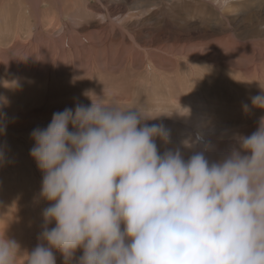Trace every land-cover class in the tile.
I'll use <instances>...</instances> for the list:
<instances>
[{
    "label": "clouds",
    "instance_id": "obj_1",
    "mask_svg": "<svg viewBox=\"0 0 264 264\" xmlns=\"http://www.w3.org/2000/svg\"><path fill=\"white\" fill-rule=\"evenodd\" d=\"M83 94L90 105L57 111L31 133L49 206L26 264H56V251L70 264L77 250L76 264H264V116L220 159L206 157L207 143L185 159L179 148L159 151L170 131L140 108ZM250 99L264 109V89ZM19 252L0 237V264Z\"/></svg>",
    "mask_w": 264,
    "mask_h": 264
},
{
    "label": "rangeland",
    "instance_id": "obj_2",
    "mask_svg": "<svg viewBox=\"0 0 264 264\" xmlns=\"http://www.w3.org/2000/svg\"><path fill=\"white\" fill-rule=\"evenodd\" d=\"M191 1L197 2V0H174V2L172 0H161V2L158 0H65L66 3L76 2V6L67 4L60 12L52 6V0H42L37 13L34 11L32 0H0V122L6 126L5 133L0 135V151L4 153V162L0 164V237L11 221L13 224L28 222L37 230V234L28 240V248L33 246L34 239H38L41 232L38 230L40 227L38 222L43 219L42 211L49 206V202L40 196L43 173L30 156V149L34 146L31 133L35 128H46L51 122L53 113L57 111H63L65 108L74 109L77 103L90 105L91 100L83 94L86 91H91L99 98L105 95L107 101L115 102L124 109L140 108L146 116L154 118L147 120L148 124L162 123L170 131V138L167 144L159 139L156 140L161 153L168 149L179 148L181 152L189 149L182 142L188 138L194 140L199 132L203 134L204 140L195 146L203 150L204 143H207L209 147L206 153L210 157L209 160H218L232 147H238L235 140L237 134L247 136L256 130L259 118L264 116V109L253 107L250 98L261 93V89H264V81H254L242 75L243 73L237 78L230 65H225L220 60L209 62L205 59L194 60L187 57L191 50L199 46L207 49L215 42V38L209 37L200 44L195 43L200 38L199 33L202 32L203 27L213 23L207 25L201 22L203 9L191 4ZM221 1L217 0L215 4L220 8L222 5L225 7L224 2ZM226 1L230 3L231 8L226 6L225 12L238 17L237 22L243 24L242 28L246 34L255 33L256 35L250 34V36L256 38V41L263 42L264 0ZM107 5L115 8L112 17H104ZM163 8H166L165 12L158 13ZM240 16H250L251 19L242 20ZM53 19L54 22L51 21ZM246 21L249 25L244 24ZM110 22L123 26L121 31L125 35V40L132 42L128 53L132 50L134 52L124 53L120 57L112 53V59L106 61L101 57L104 47L97 31L98 25ZM216 22L222 25L221 18ZM139 27L140 29H137ZM71 28L78 31L77 35L84 42L82 45L85 47L80 46L81 40L74 41L75 45L72 41V45L77 48L74 63H80L79 57L83 60V66L77 68V72L71 70L66 54L63 57L68 59V63L62 73L56 74L54 71L48 73L49 68L53 69L57 62L53 61L56 56L50 51L46 52V55L43 53L47 58L41 75L30 74L28 71L20 73L14 68L15 59L23 56L21 52L23 53L25 48H28L32 53L30 55L33 56L28 62L35 63L38 52L34 45L36 40L40 38L45 40L50 34L58 38ZM110 31L108 29L106 32L115 36L113 35L115 28H110ZM89 41H94L96 46L99 44L94 47L98 52L95 62L93 61L95 65L88 64L90 52L87 51L89 54H86L85 49L90 46ZM152 41L158 42V46ZM219 46L225 48L221 44ZM65 47L70 48L68 39ZM230 56L235 55L230 54ZM262 64L264 66L263 62ZM91 68L95 71H90ZM23 69L32 71L33 68L28 65ZM67 72H70V75ZM227 72L234 77L227 75ZM52 91L55 94H51ZM44 96H47V99ZM244 105L248 106L249 111L245 112ZM33 108L37 111L32 112ZM26 114H29V118L25 123H19L22 121L21 117ZM251 127L255 128L252 130ZM197 151L199 150L195 148V152ZM184 158L189 157L184 156ZM8 235V238L13 239L9 230ZM22 247L26 248L23 245ZM30 251L24 249L19 252L15 264H26L27 253ZM55 255L56 264H65L60 252L56 251ZM81 255L82 251L77 250L70 264H76Z\"/></svg>",
    "mask_w": 264,
    "mask_h": 264
},
{
    "label": "bare ground",
    "instance_id": "obj_3",
    "mask_svg": "<svg viewBox=\"0 0 264 264\" xmlns=\"http://www.w3.org/2000/svg\"><path fill=\"white\" fill-rule=\"evenodd\" d=\"M28 1V0H27ZM42 0H32V4L34 6V11H36L37 13H39L40 10V3ZM174 2V0H172ZM217 0H197V2L191 1V4H195L198 7H202L201 9H203V11L201 12L202 16L201 17V22L211 24L212 25H208L203 27L202 32L199 33L200 34V38L195 42L197 44H200L204 39H207L210 37V39L215 38V42L213 45H211L210 48H201L200 46L197 47L194 50H191L188 54L187 57L193 58L195 59H205L209 62H211L210 60H220L221 63L225 64V65H230V69L233 71L234 75L238 78L239 76L245 75L247 77H250L252 80L254 81H264V66L262 64V62L264 63V39L263 42H259L256 41L257 39H253L251 35H256L255 33H248L246 34V32L243 30L242 25L237 22L238 17L232 16L231 14H227L228 12H225L226 10H224V8L227 6L229 8H231L230 3H228L226 0H222L221 2L225 5V7L222 5V8L218 7L215 2ZM158 2H161V0H158ZM163 2V1H162ZM30 3V2H29ZM52 6H54L55 8L59 9L60 12H62L63 10V6L70 4L72 6H76V2L74 3H66L65 0H52ZM157 6V5H156ZM178 6V5H177ZM221 6V5H220ZM123 7V6H122ZM155 7V5H154ZM4 8V7H3ZM2 8V9H3ZM186 8V7H185ZM166 9V8H165ZM165 9H160V11H158V13L163 14L165 12ZM105 11L106 14L104 15V17H112L113 13L115 12V8L112 7L111 5H107L105 7ZM130 11V10H129ZM128 11V12H129ZM167 11V10H166ZM201 11V10H200ZM229 11V10H228ZM4 13V12H3ZM35 13V12H34ZM14 14V13H13ZM131 14V13H130ZM241 14V12H240ZM17 15V14H16ZM38 15V14H37ZM129 15V14H128ZM167 15V13H166ZM165 15V17H166ZM9 16V15H8ZM7 16V17H8ZM11 17V16H10ZM54 17V16H53ZM250 16L247 17H242L240 16L239 18H242V20L245 19H251L249 18ZM14 18V17H13ZM76 18V17H75ZM124 18V17H123ZM122 18V19H123ZM130 18V17H129ZM221 18L222 21V25H218L217 24V20ZM20 19V18H18ZM60 19V18H59ZM135 19V18H134ZM140 19H142V17H140ZM136 20V19H135ZM144 20V19H143ZM52 22H54L55 20H51ZM130 21V20H129ZM137 21V20H136ZM12 22V21H11ZM22 22V21H21ZM21 22H18L21 23ZM57 22V21H56ZM140 22V21H139ZM143 22V21H142ZM17 23V22H16ZM59 23V22H58ZM132 23V22H131ZM134 23V22H133ZM132 23V24H133ZM141 23V22H140ZM123 25L125 23H122ZM145 24V23H144ZM147 24V23H146ZM246 25H249L247 23V21L244 23ZM128 25V24H127ZM18 26V25H17ZM52 26V25H51ZM57 26V25H56ZM137 26V25H135ZM144 26V25H143ZM110 28L113 29L115 28V36H112L111 33L108 34L106 31ZM121 28H123L122 25H117L114 22H110V23H106V24H101L98 25V31L97 33L99 34V39L100 42H103V47L102 48L103 54H102V58L105 59L106 61H109L112 59V53H115L116 57H120L122 56L124 53L130 54L129 52V46L132 45V42L130 43L129 41L125 40V35L123 34V32L121 31ZM126 29V28H125ZM133 29V28H132ZM137 29H140L137 28ZM151 29V28H150ZM149 30V29H148ZM142 31V29H141ZM144 31V30H143ZM89 32V31H88ZM92 32V31H91ZM127 33V32H126ZM142 33V32H141ZM148 33V32H147ZM259 33V32H257ZM1 34V33H0ZM43 34V33H41ZM78 31H75L71 28V30H67L66 34L64 35H59L58 38L53 37L51 34L45 39V40H36L35 43L32 41V43H34L35 45V49L38 50V52H36V61L34 64L28 62V59H30L32 53L29 51L28 48H25L23 53L21 52V54H23V56H18L15 61H16V65H14V68L20 72V73H25L26 71H28V73L30 74H43L42 71L44 70V61L46 60V52L50 51V53L52 55H55L56 58L53 59V61H57L54 64V68L50 69L49 68V72L54 71V73L59 74L62 73V71L65 68V65L68 63V59L66 60L65 56L66 54L68 55L69 58V64L71 65L70 68L73 72H77V68H80L81 66H83V60L81 57H79L80 63L76 64L74 63V58H76V53H77V48L76 46L72 45V41L74 43V41L76 40H81V38L77 35ZM81 34V33H80ZM89 34V33H88ZM45 35V34H44ZM134 36L137 34H133ZM155 35V34H154ZM40 36V35H39ZM46 36V35H45ZM44 36V37H45ZM38 37V36H36ZM41 37V36H40ZM89 37V36H86ZM154 38V37H153ZM35 39V38H34ZM38 39V38H37ZM67 39L69 40V44H70V48H66L65 44L67 42ZM149 39V38H148ZM191 39V38H190ZM189 39V40H190ZM91 40V39H90ZM150 40V39H149ZM154 40V39H153ZM30 41V40H29ZM82 41V40H81ZM85 41V40H84ZM136 41V40H135ZM163 41V40H162ZM168 41V40H167ZM91 41H89L90 43ZM186 42V41H185ZM31 43V42H30ZM84 42L82 41V43L80 44V46L83 44ZM134 43V42H133ZM153 44H157L158 42L156 41H152ZM160 43V42H159ZM166 43V42H165ZM225 46V48H222L219 46V44ZM151 44V43H150ZM167 44V43H166ZM178 44V43H177ZM182 44V42L180 43ZM179 44V45H180ZM68 45V43H67ZM75 45V43H74ZM99 45V44H98ZM97 45V46H98ZM136 45V44H135ZM142 45V44H141ZM144 45V44H143ZM152 45V44H151ZM162 45L164 46V44L162 43ZM173 45V44H171ZM203 45V44H202ZM96 46V44L93 42H91L90 46H86L87 50L85 49L86 54L90 52L89 55V61L88 64L89 65H95V58L96 56H98V52L96 50H94V47ZM96 46V47H97ZM138 46V45H137ZM158 46V44H157ZM168 46V45H167ZM82 47H84L82 45ZM125 47H127V52H125ZM150 47V46H149ZM153 47V46H152ZM160 47V44H159ZM173 47V46H172ZM170 47V48H172ZM185 47V46H184ZM183 47V48H184ZM85 48V47H84ZM83 48V49H84ZM147 48V47H146ZM145 48V49H146ZM157 48V47H156ZM162 48V47H161ZM160 48V49H161ZM165 48V47H164ZM169 48V49H170ZM153 49V48H152ZM163 49V48H162ZM173 49V48H172ZM73 50V52H72ZM135 50V49H134ZM149 50V49H148ZM151 50V47H150ZM171 50V49H170ZM225 50V52H224ZM67 51V52H66ZM76 51V52H75ZM83 51V50H82ZM89 51V52H87ZM100 51V49H99ZM184 51V50H183ZM134 52V51H133ZM148 52V51H147ZM31 53V55H30ZM45 55H44V54ZM79 53V52H78ZM165 53V51H164ZM181 53V52H179ZM134 54V53H133ZM182 54V53H181ZM230 54H234V57H231ZM83 55V53H82ZM140 56V54H138ZM137 55V56H138ZM163 55V52H162ZM174 55V53H173ZM183 55V54H182ZM126 56V54H125ZM124 56V57H125ZM132 57H134L133 55H131ZM136 56V57H137ZM83 57V56H82ZM123 57V58H124ZM143 57V56H142ZM164 57V56H163ZM169 57V56H168ZM167 57V58H168ZM129 58V57H128ZM166 58V57H165ZM84 59V58H83ZM148 59V58H147ZM13 60V59H12ZM67 61V62H66ZM94 61V62H93ZM170 61V60H169ZM181 61V60H179ZM127 62V61H126ZM129 62V61H128ZM94 63V64H93ZM122 63V62H121ZM215 63V62H214ZM9 64V63H8ZM14 64V63H13ZM52 64V63H51ZM107 64V63H106ZM28 65L31 67L32 71H29L27 69H23L24 67H28ZM121 65V64H120ZM119 65V67H120ZM127 65V64H126ZM188 65V64H187ZM9 66V65H8ZM34 66V67H33ZM52 66V65H51ZM95 67V66H94ZM108 67V66H107ZM118 68V66H116ZM124 67V66H123ZM122 67V68H123ZM4 68V67H3ZM126 68V67H125ZM144 69V68H143ZM66 70V69H65ZM98 70V69H97ZM90 71H95L94 68H91ZM126 71V70H125ZM227 71V70H226ZM1 72V71H0ZM32 72V73H31ZM70 75V72H67ZM122 73V72H121ZM126 73V72H125ZM128 73V72H127ZM145 73V72H144ZM67 74V75H68ZM107 74V73H106ZM135 74V73H134ZM137 74V72H136ZM141 74V73H140ZM37 75V74H36ZM50 75V74H49ZM64 74H62L63 76ZM102 75V74H101ZM113 75V74H112ZM119 75V74H118ZM117 75V76H118ZM227 75L234 77V75L230 74L229 72H227ZM48 76V75H47ZM51 76V75H50ZM107 76V75H106ZM115 76V75H114ZM125 76V74H124ZM35 77V76H34ZM37 77V76H36ZM93 77V76H92ZM122 77V74H121ZM49 78V77H48ZM68 78V77H67ZM141 78V77H140ZM140 78L138 79V81L140 80ZM110 79V78H109ZM108 79V80H109ZM132 79V78H131ZM142 79V78H141ZM48 80V79H47ZM111 80V79H110ZM114 80V79H113ZM68 81V79H67ZM146 81V80H145ZM70 82V81H69ZM116 82V81H115ZM123 82V81H122ZM128 82V80H127ZM141 82V81H140ZM148 82V81H146ZM150 82V81H149ZM64 83V82H63ZM72 83V82H71ZM71 83L69 84L71 86ZM143 83V82H142ZM33 84V83H32ZM116 84V83H115ZM118 84V83H117ZM133 84V83H132ZM148 84V83H147ZM30 85V84H29ZM111 85V84H110ZM129 85V84H128ZM139 85V84H138ZM137 85V86H138ZM36 86V85H35ZM127 86V85H126ZM130 86V85H129ZM140 86V85H139ZM148 86V85H147ZM146 86V87H147ZM68 87V86H67ZM128 87V86H127ZM185 87V86H184ZM117 88V87H116ZM131 88V86L129 87ZM143 88V87H142ZM35 89V88H34ZM47 89V88H46ZM54 89V88H53ZM141 89V88H140ZM149 89V87H148ZM40 90V89H39ZM43 90V89H41ZM63 90V89H62ZM69 90V89H68ZM118 90V89H117ZM124 90V89H123ZM45 91V90H44ZM43 91V92H44ZM56 91V90H55ZM67 91V90H66ZM74 91V89L72 90ZM145 91V90H144ZM35 92V91H34ZM64 92V91H63ZM125 92V91H124ZM142 92V91H141ZM148 92V90H147ZM74 93V92H73ZM119 93V92H118ZM134 93V92H133ZM186 93V92H185ZM36 94V92H35ZM47 95V93H45ZM51 94H55L53 93V91L51 92ZM120 95V94H118ZM138 95V94H137ZM40 96V94H39ZM48 96V95H47ZM46 96V97H47ZM139 96V95H138ZM35 97V96H34ZM45 97V96H44ZM45 97V99H47ZM53 97V96H52ZM32 98V97H31ZM38 98V97H37ZM134 98V97H133ZM39 99V98H38ZM40 100V99H39ZM36 101V100H35ZM46 101V100H43ZM197 102V101H196ZM37 109L33 108L32 112H36ZM212 113V112H211ZM29 114L23 115L21 117L19 123H25V120H27V118H29L28 116ZM193 115V114H192ZM25 116H27L25 119ZM204 117V116H203ZM175 119V118H174ZM194 119V118H193ZM195 120V119H194ZM204 122V121H203ZM191 123V122H190ZM178 125V124H177ZM251 126V125H250ZM175 127H177L175 125ZM181 127V126H179ZM188 127V126H187ZM12 128V127H11ZM16 128V127H15ZM14 128V129H15ZM25 128V127H24ZM255 127H251V129L253 130ZM191 129V127L189 128V130ZM194 129V128H193ZM244 129V128H243ZM195 130V129H194ZM179 131V130H178ZM181 131V129H180ZM201 131V130H200ZM247 132V131H246ZM212 133V132H211ZM239 133V132H238ZM233 134V133H232ZM245 134V133H244ZM187 135V134H186ZM247 135V134H246ZM180 139V138H179ZM189 139V138H188ZM228 139V138H227ZM221 140V139H220ZM183 141V140H182ZM225 141V140H224ZM161 143V142H160ZM159 143V144H160ZM158 144V145H159ZM162 144V143H161ZM160 144V147H161ZM196 145V144H195ZM193 145V147L189 148V149H184L182 154L186 157H190L192 154L195 153V148H197L199 151H201V147L199 146H195ZM195 146V147H194ZM160 150V149H159ZM161 152V151H160ZM191 154V155H190ZM211 154V153H210ZM205 155L208 159H210L209 155L205 152ZM213 158V157H212ZM214 161V160H213ZM35 174V173H34ZM47 206V205H46ZM41 218V216H40ZM43 218V217H42ZM43 223V219L39 220L38 224H40L39 226L41 227ZM55 224H53V222L49 225V228L54 227ZM38 230L42 231V228H40ZM8 230L10 231L11 235L13 236V239H15L19 245H20V252L23 251L24 249L27 250H32L38 243H40L41 241H39L38 239H34L33 240V246L31 248H28L29 244H28V240L30 239V237L35 236L37 234V230L31 226V224H29L28 222L26 223H19V224H13L11 221L8 222L7 228L5 230L2 231V237L6 236L7 238L9 237L8 235ZM41 232H39L40 234ZM38 234V235H39ZM45 243V242H44ZM25 246L26 248L22 247Z\"/></svg>",
    "mask_w": 264,
    "mask_h": 264
}]
</instances>
